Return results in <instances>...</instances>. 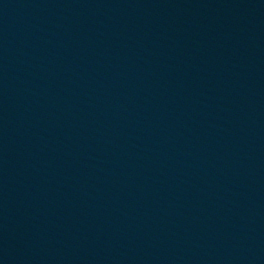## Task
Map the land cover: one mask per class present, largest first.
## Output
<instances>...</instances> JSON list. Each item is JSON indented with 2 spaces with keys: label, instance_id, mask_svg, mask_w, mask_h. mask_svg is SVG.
<instances>
[{
  "label": "water",
  "instance_id": "water-1",
  "mask_svg": "<svg viewBox=\"0 0 264 264\" xmlns=\"http://www.w3.org/2000/svg\"><path fill=\"white\" fill-rule=\"evenodd\" d=\"M0 264H264V0H0Z\"/></svg>",
  "mask_w": 264,
  "mask_h": 264
}]
</instances>
